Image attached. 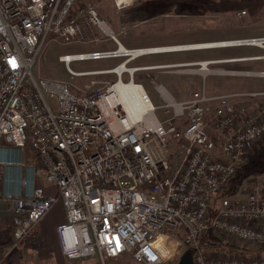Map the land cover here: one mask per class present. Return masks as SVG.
I'll list each match as a JSON object with an SVG mask.
<instances>
[{
    "label": "built area",
    "instance_id": "2783aa9c",
    "mask_svg": "<svg viewBox=\"0 0 264 264\" xmlns=\"http://www.w3.org/2000/svg\"><path fill=\"white\" fill-rule=\"evenodd\" d=\"M135 0H115L118 8ZM79 0H0V201L11 206L14 243L19 249L51 207L62 201L65 220L57 226L63 255L77 262L131 255L141 264H177L180 247L189 246L195 264H264V180L212 202L249 161L264 138V90L207 94L194 90L178 101L163 86L158 91L168 116L157 106L135 120L115 85L137 70L200 73L215 64L238 60H200L129 66L149 54L190 51L159 46H125L91 4L75 12ZM75 12V13H74ZM98 44L113 49L79 51L59 57L76 76L73 61L120 58L114 83L92 80L83 86L36 76L47 42ZM234 45L264 49V37L237 39ZM247 59V58H244ZM264 78V70H231ZM47 96L55 100L52 105ZM257 103L258 105H254ZM37 152L27 162L25 147ZM40 183V184H39ZM57 187L58 196L46 187ZM209 228L233 246L259 250L257 256L226 254L200 237Z\"/></svg>",
    "mask_w": 264,
    "mask_h": 264
},
{
    "label": "rangeland",
    "instance_id": "374dc122",
    "mask_svg": "<svg viewBox=\"0 0 264 264\" xmlns=\"http://www.w3.org/2000/svg\"><path fill=\"white\" fill-rule=\"evenodd\" d=\"M86 4H91L98 10L99 14L108 21L111 28L119 35L121 42L129 48L264 37V0H135L131 5L122 9L118 8L115 0H81L74 11L78 12ZM105 42L104 44L88 45H82L80 43L63 44L58 39H51L46 43L38 57L36 65L33 67V72L36 76L41 75L50 79L68 81L76 86H83L92 80L99 81V86H102L103 82L114 83L118 80L115 73L74 77L68 72L65 64L59 60L60 55L75 53L81 50L88 51L104 47H116L114 42ZM132 43H138L136 45L143 46H132L130 45ZM255 52H257V48L251 46L203 48L177 53L149 54L139 57L130 63L129 66L135 67L137 65L177 61L184 58L189 59L195 57L193 54L199 56L195 61L227 60L231 59L228 58L231 55H243ZM242 58L244 57L237 59ZM121 60L120 58H116L73 61L71 68L77 72L113 68ZM216 67H221L225 70H247V68H232L226 64ZM175 72L159 69L149 72H138L135 76V81L139 82V78L144 75V86L151 100L157 106V117L162 121L172 115V113L168 114L163 107L164 100L157 91V88H155L156 83L163 84L167 87L169 92L178 101H184L191 97V92L194 90H202L205 88L207 94L214 95L223 93L226 91L224 90L225 88L233 90L247 89L251 87L252 82L259 80L254 79L258 77L244 74H208L205 77H198L193 73ZM124 80L129 81V75L125 74ZM215 87L219 88L216 89ZM47 98L52 105H56L55 100L49 96ZM263 139L257 141L258 145L255 150L253 146L248 161L249 166L243 172L242 177L252 172L254 169L253 164H256L255 166L257 168L259 166L262 167L261 165L264 164L262 160L258 162L255 159L257 148L264 147ZM262 158H264V152L262 153ZM246 181L247 178L241 183L238 192L240 190L242 191L247 184ZM57 190L58 188L54 186L45 188L46 193L52 196H58ZM47 213L48 215L46 214L47 217L43 222L51 230L57 229L58 224L63 221V218L65 220V208L61 200L56 202ZM1 214L9 216L7 209L0 211ZM39 224L36 225L34 232L40 228ZM21 246L11 255L4 257L5 260H3L6 261V264H98L96 258H87L81 261L71 262L63 256L62 252V256L55 254V257L50 259L52 257L45 253L46 247H44L43 240L40 241V245L31 246L32 251H28L27 253L23 251ZM237 247L246 248V246L240 245ZM188 248L190 247L187 245L181 246V253L187 252ZM229 250L225 248L219 251L229 255ZM107 263L141 264L134 261L131 255H124L115 259L108 258Z\"/></svg>",
    "mask_w": 264,
    "mask_h": 264
},
{
    "label": "crops",
    "instance_id": "0c3cea01",
    "mask_svg": "<svg viewBox=\"0 0 264 264\" xmlns=\"http://www.w3.org/2000/svg\"><path fill=\"white\" fill-rule=\"evenodd\" d=\"M80 1L81 0H79V2ZM101 43L104 44L106 42H101ZM136 44H138V43H132L130 45H132V46H143V45H136ZM82 45H88V44H82ZM165 46H171V45H165ZM251 47H256L257 48V52H255V53H246V54H243V55H231V56L228 57V58L244 57V58H247V59L242 58V59L233 60V61H226V62H223V63L215 64L214 66L216 67V66H221V65H225L226 64L227 66L232 67V68H247V70H264V53H262L264 51V49L261 48V47H258V46H251ZM104 48H106V47H104ZM100 49H103V48H100ZM100 49H93V50H88V51H94V50H100ZM107 49H113V48H107ZM174 53H177V52H174ZM193 56H195V57H192V58H189V59L184 58V59H179L177 61H171V62H165V63H157V64L137 65V66H153V65H160V64H174V63L194 62L195 59L199 58V56H197L195 54H193ZM107 59H116V58H107ZM137 59H132V60L135 61ZM184 60H187V61H184ZM129 65H130V63H129ZM216 68H219L220 70L212 71L209 74L241 75V74H235L231 70H225L224 68H221V67H216ZM106 69H111V68H106ZM106 69H99V70H93V71H100V70H106ZM152 70H159V69L137 70L136 72H134V75H133L134 81L133 82H135V83H137L139 85H142L143 88L146 90V88L144 86V81H143V79H144L143 76L144 75H142V77L139 78V82L135 81V76H136V73H138V72H142V71H148L149 72V71H152ZM236 71H241V70H236ZM181 73H187V72H181ZM107 74H110V73H107ZM193 74L197 75L198 77L202 76L201 74H198V73H193ZM126 75H128V74H126ZM124 76H123V81L124 82L127 83V82L131 81V80L125 81L124 80ZM129 79H130V75H129ZM254 79H259V80L255 81V82H252L251 83V87H249L247 89H236V90H233V89L225 88L224 90H226V91H224L223 93H218V94H226V93L240 92V91H262V90H264V78H254ZM158 85H163V84H157L156 83V87L155 88H157V91H158V87H157ZM165 88L167 89V87H165ZM215 88L218 89L219 87H215ZM146 92H147V90H146ZM147 94H148V92H147ZM172 96L175 97L174 95H172ZM260 100L262 101V103H264V99H260ZM254 105H258V104L255 103ZM257 145L258 144L256 142L254 144V150L256 149ZM263 152H264V147L263 148H257L256 153H255L256 154V158L255 159H257L258 162L261 161V160L264 162V158H262V153ZM25 158H26V156H25ZM250 163L252 164V162H250ZM255 165L256 164H253L254 169L252 170L250 175L247 177V181L246 182H248V181L252 182L253 181L254 183H257V182H261L262 180H264V164L261 165L262 167L259 166L258 168ZM6 205H7V207H6ZM2 207H3V209H2ZM4 209H7V211L9 212V216L8 217H10L11 219H10L9 222H7L6 220L3 219L4 217H7V216L4 215V214L0 215V240L1 241H5L6 238L8 240V239L11 238V236H12V238L14 240V224H13V220H12L11 212H10L11 211V206H9L8 203L0 201V211H3ZM47 215H48V213H47ZM47 215H45L43 220L46 219ZM43 220L39 224L40 228L38 229V231L36 230L34 232V230H33L32 233L30 234V236L21 243V245H22L21 248H23V251L27 253L28 251H32L31 246H34V245H37V244L40 245V241L43 240L44 247H46L45 253H47V255H49L50 257H52L50 259H53L55 257V254L61 255V252H62L61 246H60L59 237H58V234H57V229L51 230L48 226H46L44 224ZM63 221H64V218H63ZM62 222H60V224ZM255 225H257L258 227L264 228V223H257ZM9 228L11 229V231L9 230ZM3 249H5V248H3ZM227 249H230L229 250L230 254H233L235 252H237V253L240 252V253H243L244 255H247V256H257L259 254V250H256L253 247H250L249 245H247L246 248H243V247H241V248L233 247L232 248V247H230V248H227ZM2 250L0 251V256H2L1 255ZM0 258L2 259V261L4 263L6 262V261H4L5 259H4L3 256L0 257Z\"/></svg>",
    "mask_w": 264,
    "mask_h": 264
},
{
    "label": "bare ground",
    "instance_id": "6f19581e",
    "mask_svg": "<svg viewBox=\"0 0 264 264\" xmlns=\"http://www.w3.org/2000/svg\"><path fill=\"white\" fill-rule=\"evenodd\" d=\"M236 40L229 41H217V42H205V43H195V44H180L171 46H159L162 50L169 49H189V50H199L203 48H217L223 45H234ZM123 70V65L109 71H98L100 73H120ZM115 90L119 92V98L124 102L125 109L128 111L133 119L139 120L142 115L148 112L153 107V102L150 96L147 94L146 90L142 85H139L133 81L130 82H118L115 85Z\"/></svg>",
    "mask_w": 264,
    "mask_h": 264
},
{
    "label": "trees",
    "instance_id": "16d2710c",
    "mask_svg": "<svg viewBox=\"0 0 264 264\" xmlns=\"http://www.w3.org/2000/svg\"><path fill=\"white\" fill-rule=\"evenodd\" d=\"M25 156H26L27 162H34L38 158V154H37L36 150L30 144H27L25 147ZM248 166H249V163H247L243 168H241L235 174V176L230 180V182L226 186V188L219 194V196L215 200H213V202H212V208L213 209L218 204L220 199H222L223 197H225L227 195H233V194L238 192V190L240 189L239 187L241 186V183H243L244 179L250 175V174H248L245 177H242L243 172L246 170V168ZM3 219L6 220L7 222H9L11 218L7 216V217H4ZM10 228H9V230L11 231ZM200 241L201 242L209 241L210 244L214 245L215 249H219V250H222V249H225L228 247H232V248L235 247V246H233V244L227 243L222 238L216 236L211 228H209L204 234H202V236L200 237ZM13 243H14V240H13L12 236L8 240L6 238L5 241H1L0 242V251L3 248L10 247ZM187 251H192V249L188 248ZM0 257H2V256H0ZM0 264H5L1 258H0Z\"/></svg>",
    "mask_w": 264,
    "mask_h": 264
},
{
    "label": "water",
    "instance_id": "95a60500",
    "mask_svg": "<svg viewBox=\"0 0 264 264\" xmlns=\"http://www.w3.org/2000/svg\"><path fill=\"white\" fill-rule=\"evenodd\" d=\"M177 264H195L194 263V254L192 251H187L185 253H183L180 258L179 261L177 262Z\"/></svg>",
    "mask_w": 264,
    "mask_h": 264
}]
</instances>
